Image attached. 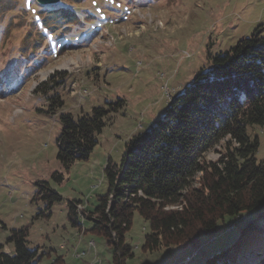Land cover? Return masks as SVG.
Instances as JSON below:
<instances>
[{
  "label": "rangeland",
  "instance_id": "374dc122",
  "mask_svg": "<svg viewBox=\"0 0 264 264\" xmlns=\"http://www.w3.org/2000/svg\"><path fill=\"white\" fill-rule=\"evenodd\" d=\"M56 12L62 18L50 19ZM258 25L264 35V0H0L1 250L13 253L8 237L25 229L39 264L56 256L66 264H113V245L90 230L86 215L73 225L68 202L92 210L107 191V162L120 164L126 141L151 128L171 97L209 67V57ZM52 95L63 103L54 110ZM119 99L89 156L65 168L57 157L59 113H90ZM247 131L263 158L264 126ZM221 151L222 144L214 146L206 160ZM199 185L198 173L192 187ZM234 229L203 235L198 248L149 252L141 247L147 223L135 211L124 233L131 250L124 264H200L232 242ZM259 250L246 259L242 253L238 264H263Z\"/></svg>",
  "mask_w": 264,
  "mask_h": 264
},
{
  "label": "trees",
  "instance_id": "16d2710c",
  "mask_svg": "<svg viewBox=\"0 0 264 264\" xmlns=\"http://www.w3.org/2000/svg\"><path fill=\"white\" fill-rule=\"evenodd\" d=\"M55 14L49 18H62ZM262 27L211 55L209 67L171 97L151 128L126 141L121 163L109 160L104 168L107 191L92 210L83 206L78 211L81 202H68L73 225L80 224L79 213L86 215L90 230L113 245V264H124L131 255L124 233L135 211L147 223L141 246L145 251L170 245L198 248L203 235H219L232 225V242L200 264H238L242 253L244 259L253 250L262 253L264 157L258 159L259 140L247 131L248 126H264ZM49 99L51 110L63 104L58 95ZM120 100L107 103L109 108L94 106L90 113H59L57 157L65 168L89 156L108 111ZM218 144L222 151L217 160H206L205 154ZM198 173L200 185L192 187ZM52 196L58 198L55 192ZM246 215L249 218L240 223ZM26 237L25 229L12 230L8 241L14 245L13 253L3 252L0 244V264H39ZM49 264L66 263L56 256Z\"/></svg>",
  "mask_w": 264,
  "mask_h": 264
},
{
  "label": "water",
  "instance_id": "95a60500",
  "mask_svg": "<svg viewBox=\"0 0 264 264\" xmlns=\"http://www.w3.org/2000/svg\"><path fill=\"white\" fill-rule=\"evenodd\" d=\"M38 3L40 4H44V5H50V4H54L56 2H58L59 0H36ZM196 251H194L195 253ZM192 254V253H191Z\"/></svg>",
  "mask_w": 264,
  "mask_h": 264
},
{
  "label": "bare ground",
  "instance_id": "6f19581e",
  "mask_svg": "<svg viewBox=\"0 0 264 264\" xmlns=\"http://www.w3.org/2000/svg\"><path fill=\"white\" fill-rule=\"evenodd\" d=\"M77 210H78V211L80 210V208H78V206H77ZM97 262L99 263V260H97Z\"/></svg>",
  "mask_w": 264,
  "mask_h": 264
},
{
  "label": "built area",
  "instance_id": "2783aa9c",
  "mask_svg": "<svg viewBox=\"0 0 264 264\" xmlns=\"http://www.w3.org/2000/svg\"><path fill=\"white\" fill-rule=\"evenodd\" d=\"M77 255H79V254H77Z\"/></svg>",
  "mask_w": 264,
  "mask_h": 264
},
{
  "label": "crops",
  "instance_id": "0c3cea01",
  "mask_svg": "<svg viewBox=\"0 0 264 264\" xmlns=\"http://www.w3.org/2000/svg\"><path fill=\"white\" fill-rule=\"evenodd\" d=\"M64 259V258H63Z\"/></svg>",
  "mask_w": 264,
  "mask_h": 264
}]
</instances>
